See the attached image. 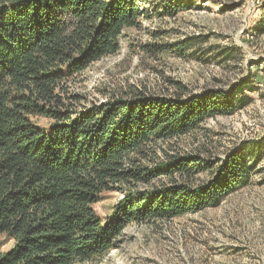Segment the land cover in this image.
<instances>
[{
  "label": "trees",
  "instance_id": "16d2710c",
  "mask_svg": "<svg viewBox=\"0 0 264 264\" xmlns=\"http://www.w3.org/2000/svg\"><path fill=\"white\" fill-rule=\"evenodd\" d=\"M143 16L137 0H0V238L9 244L0 264H93L129 224L197 213L249 184L258 152L229 154L197 185L192 178L208 168L198 157L169 154L151 165L157 143L250 105L256 72L228 91L188 95L176 83L166 97L136 91L75 108L70 88L115 55ZM158 177L166 184L137 191ZM124 189L103 222L94 211L100 196Z\"/></svg>",
  "mask_w": 264,
  "mask_h": 264
},
{
  "label": "rangeland",
  "instance_id": "374dc122",
  "mask_svg": "<svg viewBox=\"0 0 264 264\" xmlns=\"http://www.w3.org/2000/svg\"><path fill=\"white\" fill-rule=\"evenodd\" d=\"M137 5L144 11L138 28L125 29L119 51L92 64L70 88L79 99L75 108L127 100L136 91L166 97L176 83L188 95L228 91L253 71L254 93H245L250 105L157 143L151 167L169 154L198 157L208 168L192 178L197 185L210 180L229 154L258 152L259 158L249 184L217 206L169 221L129 224L93 264H264V0H137ZM36 124L48 129L50 121ZM166 179L158 177L137 191L160 187ZM129 192L102 194L96 215L110 220ZM0 247L9 244L0 238Z\"/></svg>",
  "mask_w": 264,
  "mask_h": 264
}]
</instances>
